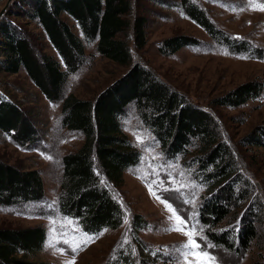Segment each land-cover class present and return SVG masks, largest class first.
I'll list each match as a JSON object with an SVG mask.
<instances>
[{
  "label": "trees",
  "instance_id": "obj_1",
  "mask_svg": "<svg viewBox=\"0 0 264 264\" xmlns=\"http://www.w3.org/2000/svg\"><path fill=\"white\" fill-rule=\"evenodd\" d=\"M179 4L218 42L233 51L253 52L248 43L217 30L195 0H180ZM131 11L132 0H24L19 9L7 10L0 18V74L23 71L47 100L60 103L62 128L83 137L75 152L61 158L59 211L88 234L122 225L123 208L113 190L122 186L123 172L140 160V152L122 131V119L132 110L166 159H179L182 166L195 168L199 183H204L209 195L200 208L199 220L207 227L208 239L224 249L245 252L258 235L255 215L243 219L236 231L217 227L231 215L235 203H243L240 200L245 190L231 151L222 140L221 126L209 109L191 102L148 66L131 64L130 43L136 50L147 43L146 18L137 14L130 21L126 16ZM63 15L76 24L79 34ZM91 43L99 55L128 66L93 100L65 93L68 76L84 63L85 48ZM194 43L196 40L188 35L170 36L159 43L158 51L171 55ZM262 90V82L247 81L213 98L210 106L236 108L257 98ZM2 134L20 148L39 139L29 110L0 89ZM242 141L244 145L264 147V126ZM43 196L37 170L0 160V206L39 202ZM143 225L135 216L133 227L138 230ZM44 240L42 227L0 229V264H46L34 260ZM124 258L120 264L134 262L129 256Z\"/></svg>",
  "mask_w": 264,
  "mask_h": 264
},
{
  "label": "rangeland",
  "instance_id": "obj_2",
  "mask_svg": "<svg viewBox=\"0 0 264 264\" xmlns=\"http://www.w3.org/2000/svg\"><path fill=\"white\" fill-rule=\"evenodd\" d=\"M6 1L3 0L0 9ZM179 2L132 0L131 14L126 17L131 21L134 15L145 16L147 43L141 50L130 43L131 64H145L191 102L210 110L221 126L222 140L228 145L245 185L240 200L243 203H235L231 215L217 227L236 231L241 221L252 213L257 238L245 252L224 249L208 239L207 227L199 220L200 208L209 195L204 183H199L195 168L182 166L179 159L174 162L166 159L132 110L122 119V131L140 152V160L123 172L122 186L113 190L114 198L123 208L122 225L97 234L83 232L78 223L62 215L57 206L61 158L75 152L83 137L62 128L60 103L47 100L21 71L14 75L0 74V89L29 110L39 139L29 147L20 148L7 135H0V160L37 170L44 196L39 202L0 206V229L42 227L45 240L35 261L120 264L124 256H129L133 258L132 264H208L203 257L189 256L185 260L183 246L189 244L191 238L200 245L197 252L206 251L215 258L212 264H264V147L244 145L242 141L257 127L264 126V10H261L264 0H195L217 30L248 43L253 52L233 51L209 36L184 13ZM23 3L24 0H13L8 11L19 9ZM63 18L80 33L69 17L63 15ZM175 35H188L196 43L184 45L171 55L160 54L159 43ZM85 54L81 67L68 76L65 93L93 100L122 76L128 66H120L99 55L94 43L87 44ZM252 80L263 84L257 98L236 108L210 106L213 98ZM169 204L181 221H187L186 225L176 221L173 212L168 210ZM135 216L144 222L138 230L133 227ZM125 219L128 223H124ZM172 226L181 227L182 231H168ZM125 240L128 242L124 243Z\"/></svg>",
  "mask_w": 264,
  "mask_h": 264
},
{
  "label": "snow or ice",
  "instance_id": "obj_3",
  "mask_svg": "<svg viewBox=\"0 0 264 264\" xmlns=\"http://www.w3.org/2000/svg\"><path fill=\"white\" fill-rule=\"evenodd\" d=\"M261 10H264V8H262ZM139 139V138H138ZM168 210L170 212H173L172 206L169 204L168 206ZM173 216L175 217L176 221L181 222L182 224L186 225L187 221H181V217L179 215H177L175 212H173ZM172 217H169V220L171 221ZM189 220L191 219V217L188 218ZM124 223H128L127 219H125ZM168 231H182L181 227H177V226H172L169 229H167ZM196 230V226L193 225V231ZM202 231V229H201ZM186 235H189L191 237V233H185ZM128 241L125 240L124 243H127ZM200 245L197 244L195 242V240L190 238V242L189 244H186L183 246V251H182V255L184 256L185 260H187V258L189 256H193V257H203L208 264H212V262L215 260L214 257H211L210 254L206 251L204 252H197L196 249L199 248ZM73 251H75V249H73ZM134 251V250H133Z\"/></svg>",
  "mask_w": 264,
  "mask_h": 264
},
{
  "label": "water",
  "instance_id": "obj_4",
  "mask_svg": "<svg viewBox=\"0 0 264 264\" xmlns=\"http://www.w3.org/2000/svg\"><path fill=\"white\" fill-rule=\"evenodd\" d=\"M13 0H7L6 3L4 4V6L0 9V18L5 14V12L8 10L11 2Z\"/></svg>",
  "mask_w": 264,
  "mask_h": 264
},
{
  "label": "built area",
  "instance_id": "obj_5",
  "mask_svg": "<svg viewBox=\"0 0 264 264\" xmlns=\"http://www.w3.org/2000/svg\"><path fill=\"white\" fill-rule=\"evenodd\" d=\"M2 2H3V0H0V5H1Z\"/></svg>",
  "mask_w": 264,
  "mask_h": 264
}]
</instances>
